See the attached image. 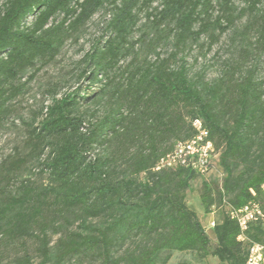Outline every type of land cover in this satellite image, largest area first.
Segmentation results:
<instances>
[{"label":"trees","instance_id":"16d2710c","mask_svg":"<svg viewBox=\"0 0 264 264\" xmlns=\"http://www.w3.org/2000/svg\"><path fill=\"white\" fill-rule=\"evenodd\" d=\"M263 5L264 0H6L0 6V127L13 115L14 100L67 41L102 9L108 19L81 75L97 88L60 98L55 92L26 124L29 154L47 184L15 179L28 157L1 166L0 246L20 247L18 264H34L35 258L40 264L72 258L168 264L172 252L245 264L251 245L264 246V225L251 223L242 231L226 213L213 227V241L185 202L191 182L202 176L183 167L154 168L178 140L194 136L191 122L199 118L226 174L220 202L241 209L256 201L264 209V74L257 65L237 64L207 80L204 73H191L183 55L205 36L211 49L248 15L241 34L255 32V51L264 57ZM141 14L147 29L136 39ZM168 42L174 49L164 56ZM83 105L91 108L89 120ZM118 161L125 164L121 172ZM200 201L205 212L216 202L207 182ZM0 264H8L2 255Z\"/></svg>","mask_w":264,"mask_h":264},{"label":"rangeland","instance_id":"374dc122","mask_svg":"<svg viewBox=\"0 0 264 264\" xmlns=\"http://www.w3.org/2000/svg\"><path fill=\"white\" fill-rule=\"evenodd\" d=\"M6 0H0V6ZM156 5V4H155ZM239 8H243V3H238ZM264 7V5H263ZM106 9H102L88 22L78 33L67 41L61 53L57 58L43 66L36 78L28 85L24 94L19 96L13 102V115L0 127V169L5 162H9L13 157H28L26 165L17 172L15 179L22 181L31 179L37 185H45L48 182L47 175L40 171L39 161L35 156H30V149L27 146V122L40 114L43 108L51 103L52 96L56 92L57 97L77 89L91 90L97 87H91L90 81L82 77V71L85 68L84 58L95 44L96 40L101 38L108 16ZM249 21L247 15L237 22L236 26L223 34L219 42L211 49L208 47L209 39L205 36L198 43L188 46L183 54L186 58L188 67L192 74L204 73L207 80H213L220 76L228 67H236L241 64L242 67H252L257 65L260 72L264 74V57H261L255 51L254 45L257 34H251L244 38L241 31ZM146 23L144 14H141V21L135 30L134 38L140 37L142 32L147 29L143 24ZM173 45L168 42L161 48V53L167 55L173 51ZM127 62H123V65ZM32 72V71H31ZM28 73V75L31 74ZM28 77V76H27ZM27 77L24 79L26 80ZM89 110H87L88 108ZM81 112L86 114L87 120L91 113L90 106L83 105ZM101 149L95 150L91 156ZM214 169L206 177H195L191 182V187L186 191V204L194 210L207 234L215 241L213 227L211 223L217 224L223 216L228 213V205L220 202L221 190L226 177L225 172L215 160ZM116 167L119 172L125 168L123 161H118ZM242 169V167H240ZM1 178V177H0ZM146 177L141 175L139 181L144 182ZM203 182L209 183L213 188V195L216 202L210 207L209 212H205L200 201V194ZM15 190V188L13 189ZM228 199H226L227 203ZM52 235L53 232H50ZM53 240L57 235H52ZM0 255L3 263L18 264L17 258L23 255L20 247L0 246ZM183 261H189L194 264H224L217 258H201L199 255L190 252H172L168 264H179ZM34 264H40V259L35 258ZM66 264H100L93 259L72 258Z\"/></svg>","mask_w":264,"mask_h":264},{"label":"built area","instance_id":"2783aa9c","mask_svg":"<svg viewBox=\"0 0 264 264\" xmlns=\"http://www.w3.org/2000/svg\"><path fill=\"white\" fill-rule=\"evenodd\" d=\"M191 124L195 131L194 136L187 140H178L172 151L160 159L154 171L183 167L195 171L202 177L211 173L215 166L214 161H218V153L210 139L209 130L199 118L192 120ZM228 214L238 222L242 231H245L251 223L264 225V209L256 201H251L241 209L229 207ZM211 226L214 227L215 223L212 222ZM245 264H264V246L251 245Z\"/></svg>","mask_w":264,"mask_h":264}]
</instances>
